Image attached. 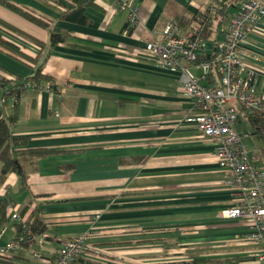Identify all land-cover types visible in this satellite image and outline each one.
I'll return each mask as SVG.
<instances>
[{
	"label": "crops",
	"instance_id": "crops-1",
	"mask_svg": "<svg viewBox=\"0 0 264 264\" xmlns=\"http://www.w3.org/2000/svg\"><path fill=\"white\" fill-rule=\"evenodd\" d=\"M0 1L70 36L49 50L47 30L0 4V21L21 33L0 28V35L32 58L45 47L44 74L58 90L28 88L12 132L30 138V149L55 154L40 160L25 184L11 175L0 190L1 200L6 195L22 214L28 209L23 216L46 226L48 244L37 261L52 264L64 242L86 236L101 252L93 264H258L260 245L245 239L249 222L224 217L237 197L216 159L217 142L188 122L193 103L181 74L143 52L163 39L170 22L201 16L214 0H135L138 24L131 32L129 15L116 0H94L81 25L60 20L76 8L70 0ZM246 61L257 71L256 88L264 97V19L251 32ZM33 72L34 66L0 47L1 77L26 80ZM2 94L0 89V99ZM14 105L0 107L3 118ZM238 112L236 131L243 139L239 129L249 118ZM11 227L15 239L19 230ZM38 251L36 243L22 249L30 256ZM18 254L0 264L28 261Z\"/></svg>",
	"mask_w": 264,
	"mask_h": 264
},
{
	"label": "built area",
	"instance_id": "built-area-1",
	"mask_svg": "<svg viewBox=\"0 0 264 264\" xmlns=\"http://www.w3.org/2000/svg\"><path fill=\"white\" fill-rule=\"evenodd\" d=\"M134 2L116 0L118 10L129 15L128 31L138 24ZM222 4L223 0H214L186 34L178 22H170L163 32V39L147 44L143 52L164 70L181 74L183 92L193 103V115L188 122L203 138L217 142L216 159L237 197V206L224 217L249 222L245 239L260 245L255 257L258 264H264V171L251 164L243 139L236 131L239 109L245 117L264 119V97L256 88L257 71L246 61L251 32L264 19V0H244L235 18L222 29V42L213 45L212 63L200 62L201 57L208 56V43L201 35L203 19L217 14ZM213 66L217 68L220 83L211 88L204 87L203 83L212 77ZM194 70L199 71L200 76H196ZM45 90L50 91L51 87L48 85ZM16 206L14 203L8 205V219L18 228L19 235L3 246L7 229L0 230V260L32 243L39 247L32 257L42 260L48 238L35 236L33 222L21 212L16 213ZM100 253L86 236L79 237L64 242L52 264L90 262Z\"/></svg>",
	"mask_w": 264,
	"mask_h": 264
},
{
	"label": "trees",
	"instance_id": "trees-1",
	"mask_svg": "<svg viewBox=\"0 0 264 264\" xmlns=\"http://www.w3.org/2000/svg\"><path fill=\"white\" fill-rule=\"evenodd\" d=\"M76 8L74 10H67L64 14H61L60 20L72 24H83L85 22L84 12L88 7L94 5V0H70ZM242 0H223V4L220 6L217 14L213 16H206L204 21V26L202 29V37L208 43L214 46L217 45V40L215 38L216 33L219 28L228 25L232 19L235 18L237 12L236 4ZM244 0L242 1V3ZM3 7L13 11L15 14L19 15L26 21L36 25L39 28L45 29L50 34L49 50L55 48L57 45L65 44L69 39V33L60 32L53 29L50 23L43 19L34 16L25 8L18 7L11 3H5L0 1ZM200 15V14H198ZM198 15H194L192 18H183L178 21L180 27L185 25L191 28L196 21ZM177 22V21H176ZM0 28L9 31L13 34L21 35L15 28L9 26L8 24L0 21ZM132 30H129L131 32ZM0 47L17 55L21 60H25L30 65L34 66L33 75L26 80H16L12 81L0 76V89L3 94L0 99V107H4L9 101L14 102L13 114L8 118H3L2 112L0 111V190L7 182V179L11 175H16L22 184H25L27 175L30 171H36L37 165L40 160L47 159L55 154V152L47 149L33 150L29 148L31 142L30 138H16L13 136V128L18 122L19 118V101L21 96L26 93L28 88H33L36 91H42L46 88V85L51 86V91L58 94L57 87L55 86V81L46 76L45 66L49 59V53L45 56L43 55L46 50L45 47H40L42 52L36 58H32L22 52V50L8 42L3 36L0 35ZM212 60L208 57H201L200 62H211ZM212 77L209 81L210 85H217L219 83L220 77L217 73V68L213 66ZM248 122L255 129L257 135L264 137V119L260 118H249ZM8 197L0 200V230L7 224L8 220ZM28 209L24 210L22 215L27 214ZM33 219L34 216L32 215ZM31 219L33 222V234L37 237L43 236L46 233V226L42 223L39 218ZM19 235V234H18ZM16 239V238H15ZM14 239V240H15ZM29 244H26L27 246ZM24 246V247H25ZM8 258L1 259L0 262L6 261ZM76 264H93L84 260H79ZM190 264H214V262L206 260H195Z\"/></svg>",
	"mask_w": 264,
	"mask_h": 264
},
{
	"label": "rangeland",
	"instance_id": "rangeland-1",
	"mask_svg": "<svg viewBox=\"0 0 264 264\" xmlns=\"http://www.w3.org/2000/svg\"><path fill=\"white\" fill-rule=\"evenodd\" d=\"M222 29L223 28H219L217 33H216V40L217 43H221L223 40L222 37ZM243 124L242 126H244L243 128H240L239 130H241L242 134H243V143H244V147L246 149V151L249 154V160H251V162L253 164H255L257 166V168L264 170V137H262L261 135H257L256 131L254 130V128L252 127V125L246 120H243ZM255 162V163H254ZM13 196V194H11V197ZM6 195H4L5 198ZM1 200V199H0ZM9 212V211H8ZM15 212L16 213H20L21 212V207L20 205H17L15 208ZM11 226L13 225H9L8 223L2 228V230L4 228L7 229V232L5 234L4 237V241H3V246H5L6 244H8L9 242L13 241L14 239L12 238V234H11ZM19 253V254H18ZM22 255V256H27L28 261H16L18 264H40V261H37V259H32V256H30V254H24L21 251L15 252L13 254L10 255V257H12L13 255ZM14 259H13V263H14ZM14 263V264H17Z\"/></svg>",
	"mask_w": 264,
	"mask_h": 264
},
{
	"label": "bare ground",
	"instance_id": "bare-ground-1",
	"mask_svg": "<svg viewBox=\"0 0 264 264\" xmlns=\"http://www.w3.org/2000/svg\"><path fill=\"white\" fill-rule=\"evenodd\" d=\"M203 26H204V23L202 24V28H201V35H202V29H203ZM226 26H227V25H226ZM226 26H224V27H226ZM224 27H222V28H224ZM213 52H214V51H213ZM213 52H212V54H213ZM212 54H211V58H212ZM207 57H208V56H207ZM211 58H210V59H211ZM208 59H209V58H208ZM210 59H209V60H210ZM256 82H257V80H256ZM219 83H220V80H219ZM219 83H218V84H219ZM218 84H217V85H218ZM203 86H204V87H210V88H211V87H214L213 85H210L209 82H207V83H203ZM215 86H216V85H215ZM185 96H186V95H185ZM244 148H245V147H244Z\"/></svg>",
	"mask_w": 264,
	"mask_h": 264
},
{
	"label": "water",
	"instance_id": "water-1",
	"mask_svg": "<svg viewBox=\"0 0 264 264\" xmlns=\"http://www.w3.org/2000/svg\"><path fill=\"white\" fill-rule=\"evenodd\" d=\"M208 58H211V54L214 51V46L212 44H208Z\"/></svg>",
	"mask_w": 264,
	"mask_h": 264
}]
</instances>
